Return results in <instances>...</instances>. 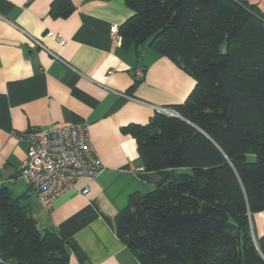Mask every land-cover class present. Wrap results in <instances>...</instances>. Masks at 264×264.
Here are the masks:
<instances>
[{
	"label": "trees",
	"instance_id": "trees-1",
	"mask_svg": "<svg viewBox=\"0 0 264 264\" xmlns=\"http://www.w3.org/2000/svg\"><path fill=\"white\" fill-rule=\"evenodd\" d=\"M122 1L132 15L121 39L146 44L195 85L169 107L180 118L155 113L129 129L158 179L115 216L116 237L137 264H264V235L253 238L249 218L264 212L263 12L245 0ZM52 15L67 11L56 2ZM0 264H69L58 236L39 231L5 186Z\"/></svg>",
	"mask_w": 264,
	"mask_h": 264
},
{
	"label": "crops",
	"instance_id": "crops-1",
	"mask_svg": "<svg viewBox=\"0 0 264 264\" xmlns=\"http://www.w3.org/2000/svg\"><path fill=\"white\" fill-rule=\"evenodd\" d=\"M262 1L246 2L264 14ZM56 2L66 16L52 15ZM131 15L122 0H0V186L28 209L39 231L58 236L69 264H137L116 237L114 219L132 194L151 193L158 175L143 170L129 129L145 127L152 107L182 104L195 85L146 44L111 40V26ZM138 68L143 81L134 84ZM80 123L89 125L103 168L43 208L17 177L26 158L17 134ZM249 218L253 238H260L264 212Z\"/></svg>",
	"mask_w": 264,
	"mask_h": 264
},
{
	"label": "built area",
	"instance_id": "built-area-1",
	"mask_svg": "<svg viewBox=\"0 0 264 264\" xmlns=\"http://www.w3.org/2000/svg\"><path fill=\"white\" fill-rule=\"evenodd\" d=\"M262 2L264 5V0ZM109 34L111 40H117L118 27L111 26ZM47 35L53 36L50 33ZM55 39L61 46L65 45L62 38L55 36ZM134 78L143 79V70L136 69ZM152 108L165 116H177L168 107ZM17 138L26 147V158L19 167L17 177L26 183L29 194L43 208H50L54 200L72 190L81 178H93L103 168L90 142L89 125L86 123L32 128L19 132ZM86 192L84 189L81 193L84 195Z\"/></svg>",
	"mask_w": 264,
	"mask_h": 264
},
{
	"label": "rangeland",
	"instance_id": "rangeland-1",
	"mask_svg": "<svg viewBox=\"0 0 264 264\" xmlns=\"http://www.w3.org/2000/svg\"><path fill=\"white\" fill-rule=\"evenodd\" d=\"M245 1H247V0H245ZM247 159L250 162L254 161V158L252 156H248ZM175 173H177V174H189V170H187V169H177V170H175Z\"/></svg>",
	"mask_w": 264,
	"mask_h": 264
},
{
	"label": "water",
	"instance_id": "water-1",
	"mask_svg": "<svg viewBox=\"0 0 264 264\" xmlns=\"http://www.w3.org/2000/svg\"><path fill=\"white\" fill-rule=\"evenodd\" d=\"M177 118H180L179 116H176Z\"/></svg>",
	"mask_w": 264,
	"mask_h": 264
}]
</instances>
